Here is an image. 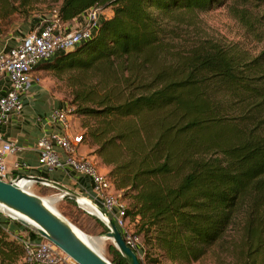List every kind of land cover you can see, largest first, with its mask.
Returning a JSON list of instances; mask_svg holds the SVG:
<instances>
[{"label":"trees","instance_id":"obj_1","mask_svg":"<svg viewBox=\"0 0 264 264\" xmlns=\"http://www.w3.org/2000/svg\"><path fill=\"white\" fill-rule=\"evenodd\" d=\"M12 1L4 7L10 13L19 9L14 1L37 0ZM53 1L64 23L93 8L113 11L90 39L38 68L68 71L79 85L69 105L77 116L98 119L83 138L110 167L125 217L137 222L132 235L171 262L190 264L222 237L249 195L248 264L264 247V50L243 64L203 44L165 62L171 50L162 17L209 11L224 0ZM232 100L247 107L240 124L220 114ZM154 123L155 137L148 129ZM111 252L115 264H128L115 246ZM27 263L22 242L0 223V264Z\"/></svg>","mask_w":264,"mask_h":264},{"label":"rangeland","instance_id":"obj_2","mask_svg":"<svg viewBox=\"0 0 264 264\" xmlns=\"http://www.w3.org/2000/svg\"><path fill=\"white\" fill-rule=\"evenodd\" d=\"M9 2V5L0 3V47H3L5 43H12L15 38L23 33H30L37 25V22L35 23L36 18L41 15L45 16L46 21H49L57 14L53 7L58 2L53 0L30 1L25 6L20 5L18 1H14L12 5L19 6V9L13 13L4 10L5 6L8 9L11 8L13 1L9 0ZM105 15L108 16L109 12ZM161 21L164 27L162 41L171 50V55L165 62H172L173 57L171 56L175 52L177 54L184 53L194 46L203 44L225 48L231 52L238 63L243 64L252 62L264 50V4L261 2L224 0L223 4L215 9L209 11L188 10L179 14L172 13L163 16ZM81 27H78V29ZM53 58L54 56L45 60L44 63L52 61ZM35 75L38 77L37 86L44 94L57 102L64 103L68 106L67 108L73 109L69 102L73 100L75 89L79 85H75L70 79V72L66 71L58 74L51 70L38 68V70H35ZM95 78L97 79V77ZM85 79V81H89L87 78ZM222 98L223 96L218 101H221ZM232 101L230 105L227 103V105L221 107L220 114L228 122L232 121L240 124L245 118L242 114L247 107L244 108L241 101ZM72 122L74 128L84 134L88 131L89 126L98 123V119L73 114ZM139 125H141V122H139ZM156 125L154 123L148 127L154 137L158 132ZM83 143L80 146L79 153L89 156L103 173L108 174L110 167L105 165L102 158L95 152L96 146L91 144L89 137ZM31 190L46 197V199L58 198L56 208L84 234L100 237L108 231L107 225L101 219L82 209L74 203L75 201L61 199L57 193L58 190L55 188L33 183ZM114 193L117 197H120L119 191L115 190ZM253 199L252 196L247 195L246 198L240 201L235 210L234 219L222 237L208 247L204 256L190 264H245L247 262L246 258L249 256L247 239L249 218H247L246 213L250 211V204ZM124 201L128 202V200ZM0 215L18 221L2 212H0ZM136 223L129 218L126 220V229L129 234L136 230ZM140 245H143L142 238H140ZM111 246H115L113 240L105 239L96 249L111 260L113 256ZM143 246L135 248L143 264H183L171 262L157 247ZM144 248L147 249V255ZM248 264H264V247L260 254L252 256Z\"/></svg>","mask_w":264,"mask_h":264},{"label":"built area","instance_id":"obj_3","mask_svg":"<svg viewBox=\"0 0 264 264\" xmlns=\"http://www.w3.org/2000/svg\"><path fill=\"white\" fill-rule=\"evenodd\" d=\"M104 9H89L88 20L83 27L68 30L57 14L39 30L30 32L9 50L0 52V77L8 76L10 89L0 96V127L9 124L19 116L24 108L23 94L29 89L34 71L45 60L61 52L75 49L90 39L100 25ZM51 119L59 124L60 130H54L39 138L37 142L38 163L49 170L72 167L77 172L86 174L93 180L94 202L126 233L128 243L139 248L140 237L133 236L126 229V204L114 193L115 187L108 175L103 173L96 162L89 156L80 154L84 143L82 131L73 126L72 109L56 107L52 110ZM21 147L0 135V177H10L7 158L16 154ZM26 165L17 162L16 166ZM31 187V186H30ZM24 246V258L28 264H78L59 247L47 239L32 241L20 240Z\"/></svg>","mask_w":264,"mask_h":264},{"label":"crops","instance_id":"obj_4","mask_svg":"<svg viewBox=\"0 0 264 264\" xmlns=\"http://www.w3.org/2000/svg\"><path fill=\"white\" fill-rule=\"evenodd\" d=\"M107 12H109V15H102L101 21L113 14L111 8L104 9V13ZM88 13L89 10L85 11L75 19L65 22V27L68 30H74L83 26L88 20ZM36 19L35 23L37 22V25L30 32L41 29L47 22L43 15ZM98 27L95 29V33L97 32ZM28 34L23 33L15 38L12 43H5L3 47H0V52L9 50ZM33 76H36L35 71ZM37 82L38 81L33 77L29 89L23 94L24 108L22 113L15 117L9 124L0 127V135L4 139L13 141L21 147L20 151L7 158L10 177L14 179L20 174L47 177L61 182L85 196L93 197V180L90 176L79 173L72 167L49 170L40 166L38 163L39 152L37 142L39 138L54 130H60L59 124L54 123L51 119L52 110L56 107L67 108L68 106L49 98L38 88L39 86H37ZM9 89V77L7 75L0 77V96L5 95ZM17 162H21V164L25 163L26 165L17 167ZM0 223L13 237L18 238L19 240L30 239L32 241H39L44 239L18 221H14L5 216L0 215Z\"/></svg>","mask_w":264,"mask_h":264},{"label":"water","instance_id":"obj_5","mask_svg":"<svg viewBox=\"0 0 264 264\" xmlns=\"http://www.w3.org/2000/svg\"><path fill=\"white\" fill-rule=\"evenodd\" d=\"M23 180L30 183L27 184V188L22 184ZM33 183L55 188L61 199H71L81 208V203H86L99 210L106 217V220H101L108 227V231L100 237L112 239L128 264H142L136 250L128 243L122 230L106 211L88 196L61 182L28 174H20L13 180H4L0 177V211L4 213L1 209L3 205L25 216L28 220L8 215L37 235L51 241L78 264H115L88 244L73 222L61 212L50 207L43 196L34 193L30 187Z\"/></svg>","mask_w":264,"mask_h":264},{"label":"bare ground","instance_id":"obj_6","mask_svg":"<svg viewBox=\"0 0 264 264\" xmlns=\"http://www.w3.org/2000/svg\"><path fill=\"white\" fill-rule=\"evenodd\" d=\"M22 184L25 185V187L27 188V184H30L28 183V181L26 180H23L22 181ZM45 202H47V204L52 207L53 209L59 211L57 208H56V203L58 201V198L56 197H52V198H48L46 199V197H43ZM82 205V208H84L87 212L93 214L94 216L98 217L99 219H102V220H106V217L97 209H94L92 207H90L88 204L86 203H81ZM1 209L2 211L7 214V215H11L13 217H17V218H23V219H26L28 220L25 216L21 215L20 213L18 212H15L3 205H1ZM60 212V211H59ZM83 239L88 243L90 244L93 248H97V246H100L102 241L105 240L103 239L102 237H94V236H89V235H86L84 234L80 229H79ZM112 240V239H111ZM97 250V249H96ZM98 251V250H97ZM99 252V251H98Z\"/></svg>","mask_w":264,"mask_h":264}]
</instances>
